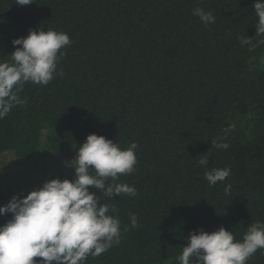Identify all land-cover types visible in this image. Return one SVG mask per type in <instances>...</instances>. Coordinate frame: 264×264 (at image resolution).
Listing matches in <instances>:
<instances>
[{"label":"trees","instance_id":"obj_1","mask_svg":"<svg viewBox=\"0 0 264 264\" xmlns=\"http://www.w3.org/2000/svg\"><path fill=\"white\" fill-rule=\"evenodd\" d=\"M197 7L215 23L202 24ZM257 22L254 0H0V62L30 29L71 40L57 66L63 74L47 86L26 82L19 95L28 103L0 119V156L49 159L63 180L74 179L66 165L91 133L121 148L138 144L135 171L118 181L135 197L90 188L120 220L121 240L84 264H179L193 231L223 226L242 240L264 222V43L239 40L264 39ZM232 123L230 147L212 148ZM225 167L230 175L210 186L205 172ZM13 195L0 184V205ZM11 218L0 215V225ZM247 264H264V249Z\"/></svg>","mask_w":264,"mask_h":264},{"label":"clouds","instance_id":"obj_2","mask_svg":"<svg viewBox=\"0 0 264 264\" xmlns=\"http://www.w3.org/2000/svg\"><path fill=\"white\" fill-rule=\"evenodd\" d=\"M13 2L26 6L34 0ZM254 9L258 17L256 35L264 37V0H254ZM193 15L205 26L215 23L213 13L203 8H195ZM239 40L241 45L264 43V39L253 43L246 36ZM12 43L20 47L10 54V61L0 62V119L13 107L28 103L19 95L26 82L47 86L54 74H63L62 69L57 73V66L65 55L62 49L71 40L65 32L39 28L30 29L27 36L15 38ZM234 129L232 123L223 130V136L211 140L212 148L227 150V133ZM137 148L135 142L121 148L113 140L91 133L78 147L75 159L66 165L74 168V179L48 180L26 196L13 195L0 205V215L12 214L0 225V264H84L89 255L98 257L119 244L120 220L108 215L110 205L101 203L100 196L90 188L109 198L121 194L135 197L134 186L118 181L121 175L135 171ZM208 159L202 156L199 165L206 167ZM229 175L227 167L213 168L205 172V179L214 186ZM230 188L227 185L225 192ZM130 220L131 227L136 228L137 216L130 214ZM259 249H264V222L256 221L248 226L242 240L235 239L233 232L223 226L212 232L193 231L177 259L179 264H247Z\"/></svg>","mask_w":264,"mask_h":264},{"label":"rangeland","instance_id":"obj_3","mask_svg":"<svg viewBox=\"0 0 264 264\" xmlns=\"http://www.w3.org/2000/svg\"><path fill=\"white\" fill-rule=\"evenodd\" d=\"M54 178L55 168L49 159L17 160L11 153L0 156V184L4 189H11L19 197L26 196Z\"/></svg>","mask_w":264,"mask_h":264}]
</instances>
